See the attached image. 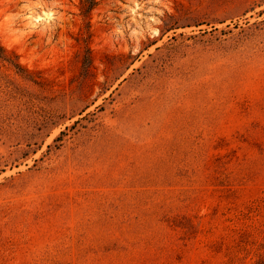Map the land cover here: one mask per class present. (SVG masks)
I'll use <instances>...</instances> for the list:
<instances>
[{
	"label": "rangeland",
	"instance_id": "obj_1",
	"mask_svg": "<svg viewBox=\"0 0 264 264\" xmlns=\"http://www.w3.org/2000/svg\"><path fill=\"white\" fill-rule=\"evenodd\" d=\"M83 1L0 0V264H258L264 0Z\"/></svg>",
	"mask_w": 264,
	"mask_h": 264
},
{
	"label": "trees",
	"instance_id": "obj_2",
	"mask_svg": "<svg viewBox=\"0 0 264 264\" xmlns=\"http://www.w3.org/2000/svg\"><path fill=\"white\" fill-rule=\"evenodd\" d=\"M96 3V0H84L82 4L83 12L88 13ZM57 139H59V137ZM258 264H264V259L260 260Z\"/></svg>",
	"mask_w": 264,
	"mask_h": 264
},
{
	"label": "bare ground",
	"instance_id": "obj_3",
	"mask_svg": "<svg viewBox=\"0 0 264 264\" xmlns=\"http://www.w3.org/2000/svg\"><path fill=\"white\" fill-rule=\"evenodd\" d=\"M42 15L43 17H47L50 15L49 12H44L43 14H35V15H32V20H31V23L35 24V21L37 22H40V20L42 19Z\"/></svg>",
	"mask_w": 264,
	"mask_h": 264
}]
</instances>
